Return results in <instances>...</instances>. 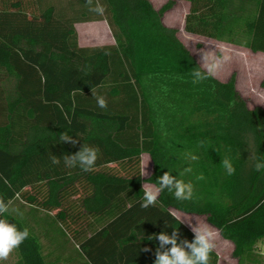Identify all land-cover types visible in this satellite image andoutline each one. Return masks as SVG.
Returning a JSON list of instances; mask_svg holds the SVG:
<instances>
[{
	"label": "trees",
	"instance_id": "trees-1",
	"mask_svg": "<svg viewBox=\"0 0 264 264\" xmlns=\"http://www.w3.org/2000/svg\"><path fill=\"white\" fill-rule=\"evenodd\" d=\"M179 2L190 5L187 34L264 54V0H168L160 9L99 0L103 15L86 0H0V198L23 213L0 218L30 233L12 264H154L159 241L149 236L175 228L180 241L194 239L171 209L206 217L237 264H264V170L254 167L264 160V108L251 109L234 78L192 82L200 65L164 24ZM100 21L115 44L80 47L75 25ZM62 132L78 143L61 142ZM84 144L99 149L92 170L66 168L63 156ZM144 155L153 163L146 179ZM167 171L193 184L192 199L165 190L142 208L143 184ZM209 264H219L215 251Z\"/></svg>",
	"mask_w": 264,
	"mask_h": 264
},
{
	"label": "clouds",
	"instance_id": "clouds-1",
	"mask_svg": "<svg viewBox=\"0 0 264 264\" xmlns=\"http://www.w3.org/2000/svg\"><path fill=\"white\" fill-rule=\"evenodd\" d=\"M86 2L89 11L98 15H103L105 9L99 3V0H96L95 3L94 0H86ZM202 59L203 62L200 67L194 68L191 73L193 77L192 82L194 84L201 83L210 77H215L223 66L230 61L231 57L225 54V51L221 49L219 55H210L205 52ZM92 95L95 96L98 107L101 109L107 107L106 99L103 96H98L93 91ZM60 141L71 143L72 145L78 143V140L73 139L67 132L61 133ZM98 154L99 149L97 147L84 144L76 153L63 156L64 166L70 169L79 167L85 172L90 171L98 159ZM185 159L196 161L198 160V156L188 152L185 153ZM51 162L54 165H58L61 160L59 157L53 155L51 157ZM148 162L142 166L141 177L148 175L146 171ZM220 163L228 175H233L235 173L236 169L231 158L225 157ZM254 167L257 172L264 170V160H257ZM191 171V167H187L180 175L183 176L185 173ZM197 179L202 180L204 177L201 174ZM5 183H7L6 180ZM165 190L172 193L176 200L187 201L191 200L193 197L194 186L190 181L185 182L169 171L164 172L163 175L157 178L156 184H143L141 207L147 209L150 206H155L160 194ZM11 203V201L6 202L3 198H0V217H3L6 213L23 215L18 208L11 207ZM173 218L178 220L180 224L187 221L179 216H174ZM187 222L194 233V239L191 242L186 239L180 241L179 230L175 228H173L171 235L166 231H161L159 234H153L148 237L149 240L155 239L159 241V245L155 251L154 264H209L210 254L216 248L218 233L208 224H202L197 221V223L193 225L191 221ZM167 226L169 225L166 223V227ZM29 235L30 233L27 228L21 230L15 223L0 218V261H6ZM142 251H150V249L144 248Z\"/></svg>",
	"mask_w": 264,
	"mask_h": 264
},
{
	"label": "rangeland",
	"instance_id": "rangeland-1",
	"mask_svg": "<svg viewBox=\"0 0 264 264\" xmlns=\"http://www.w3.org/2000/svg\"><path fill=\"white\" fill-rule=\"evenodd\" d=\"M53 3H59L62 0H51ZM155 9H160L168 0H149ZM189 12V4L187 2H179L177 6L168 12L164 18L166 27L178 30V38L187 50L196 58L199 65L203 62V55L205 52L210 55H219L220 50L223 49L225 54L231 57L230 61L223 66L221 71L215 78L221 82H228L234 78L236 82V89L240 95L248 101V106L252 109L255 106L264 108V54H254L249 50L238 48L229 44L220 43L211 39L192 36L184 31L185 18ZM87 26L81 25L79 32L85 31ZM83 30V31H82ZM81 33V37L87 42L95 43L96 34L100 31L86 30ZM93 33V34H92ZM101 34V33H100ZM102 36V35H101ZM94 45V44H93ZM93 45H86L91 47ZM84 46V45H83ZM149 161V162H148ZM148 162L146 171L148 175L143 176L145 179L150 177L153 173V163L151 159L144 155L142 157V166ZM148 184V183H147ZM171 213L179 216L184 220L191 221V224H196L197 221L202 224L211 226L206 217L186 214L184 212L171 209ZM183 223L190 230L189 223ZM212 227V226H211ZM217 233L216 248L214 251L219 257V264H237V260L233 257L234 246L232 243L225 241L220 232L212 227ZM192 231V230H191ZM258 251L261 253L264 263V241L258 245ZM12 255L9 256V260ZM8 262V261H7ZM3 264H5L3 262ZM9 264V263H8Z\"/></svg>",
	"mask_w": 264,
	"mask_h": 264
},
{
	"label": "crops",
	"instance_id": "crops-1",
	"mask_svg": "<svg viewBox=\"0 0 264 264\" xmlns=\"http://www.w3.org/2000/svg\"><path fill=\"white\" fill-rule=\"evenodd\" d=\"M189 8H190V5H189ZM81 25L87 26L86 30L88 29L89 31L90 30L100 31L101 34L99 33V35H97L98 32L94 33V35L96 34V37H97V38H95L96 39L95 43H93L94 45L91 44L92 42L85 41V38H84V40L82 39L80 34L83 33V32L87 33V31L86 30L85 31L82 30L83 32H79L78 29H79V27H81ZM75 29H76L77 34H78V44H79L80 47L92 48V47H102V46H109V45H114L115 44L114 38L112 36V33H111V31L109 29V26H108L106 21L92 22V23H85V24H77V25H75ZM86 45H93V46L87 47ZM15 260H16V258L15 259L14 258H10L9 260H6V261H0V264H3V262L5 264H8V263L12 264V263L15 262Z\"/></svg>",
	"mask_w": 264,
	"mask_h": 264
}]
</instances>
